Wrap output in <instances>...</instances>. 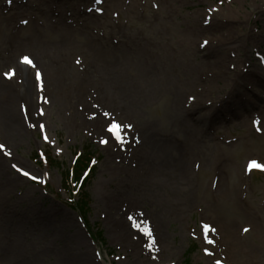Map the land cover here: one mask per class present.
Instances as JSON below:
<instances>
[{"label": "rangeland", "instance_id": "374dc122", "mask_svg": "<svg viewBox=\"0 0 264 264\" xmlns=\"http://www.w3.org/2000/svg\"><path fill=\"white\" fill-rule=\"evenodd\" d=\"M76 3L56 17L46 6L35 49L18 46L33 16L0 48V85H26L15 64L37 83L13 96L18 127L0 132V264H264V168H249L264 165V0ZM58 28L75 46L131 42L134 71L113 81L60 46ZM89 146L81 211L63 176Z\"/></svg>", "mask_w": 264, "mask_h": 264}, {"label": "bare ground", "instance_id": "6f19581e", "mask_svg": "<svg viewBox=\"0 0 264 264\" xmlns=\"http://www.w3.org/2000/svg\"><path fill=\"white\" fill-rule=\"evenodd\" d=\"M80 2V0H78ZM113 1V0H110ZM77 0L75 1H70V0H7L5 2H0V11H2L5 16L0 15V48H5L7 44H10L11 42L8 43V40L10 39V28L11 27H21V21L24 20H17L20 17L22 19H27L25 16H33L35 19L31 21V30L30 34H27V36L22 37L20 40H22L21 43H18L19 49H35L34 47L36 46V42L40 40V36L36 34H42L43 32L48 29L47 26V12L48 5L52 7L51 9V16L56 17L57 12L59 13L60 9L64 7H73L75 8ZM30 5L31 7L27 6ZM50 7V8H51ZM24 8V10H23ZM12 12L9 14L8 12ZM41 12V14H39ZM53 12V13H52ZM4 17V18H3ZM31 18V17H29ZM49 22L52 19L53 22L59 23L61 20V13L58 15L56 19L53 20V18L48 17ZM17 20V21H16ZM37 20H43L42 25L46 27L45 30H42L39 28L38 24H36ZM3 21L5 22H11L3 26ZM16 21L14 24L13 22ZM51 23V22H50ZM54 23V24H55ZM52 24V23H51ZM91 24V23H89ZM89 24H86L87 26ZM85 25V26H86ZM86 26V27H87ZM16 29V28H15ZM13 29L12 32L15 30ZM86 28H84L85 30ZM87 29L84 31L86 32ZM72 28L70 29H61L58 28V33L61 36L59 42L60 46H65L66 48H75L78 47L76 51L82 52L86 57L90 58L94 57L96 61H99L101 63H105L109 68L110 76L113 77V81H119L122 78V75L125 72H128V70H133L134 63L137 62L136 57L140 55V50L139 47L133 45L131 42L124 40L120 47H115L113 46L110 42H107V40L100 39L97 37H94L95 39L91 40V35H87L84 37L83 42H79V45L75 46L73 45L70 41L71 38H74L77 33H73ZM36 33V34H32ZM83 36V35H82ZM19 39V38H17ZM104 46L103 48L101 46ZM28 51V50H26ZM109 52L105 53V56L100 57V52ZM26 55V54H23ZM8 58L10 59V55H7ZM138 58V57H137ZM12 61H14L12 59ZM14 65V64H13ZM136 65V64H135ZM140 70L142 67L138 65ZM16 68V75L14 77L15 80H21L25 81L26 85L23 86L22 88L20 87H15L17 88L14 90V87L12 89V81L9 80H4L3 84L0 85V132L3 135H6L10 130H14L15 128L18 127V115L16 112H14L13 109V96L15 94H21V96L25 99L26 97L29 99L32 94L36 90L37 83L33 80V78H30V72L29 70H24L18 64H15L14 66ZM22 69V70H21ZM14 71V70H13ZM134 71V70H133ZM15 72V71H14ZM17 74H20L17 75ZM139 74V73H138ZM20 77V79H18ZM22 81H20L19 86L22 85ZM42 83H44V77L42 78ZM237 89V87H236ZM233 91V90H232ZM196 96H198L195 100V105L198 106V98L200 96L196 93ZM17 103V102H16ZM196 116H192V119H195ZM7 249L12 252H17L14 247H12L10 244H7ZM4 253L7 254V250H2ZM9 255H14L12 253H8Z\"/></svg>", "mask_w": 264, "mask_h": 264}, {"label": "snow or ice", "instance_id": "6c2138e0", "mask_svg": "<svg viewBox=\"0 0 264 264\" xmlns=\"http://www.w3.org/2000/svg\"><path fill=\"white\" fill-rule=\"evenodd\" d=\"M9 2H10V0H9ZM25 23H26V21H25ZM22 62L25 63V64H29V65L32 64V61L27 56L23 57ZM5 75L10 76L11 74L10 73H5ZM39 78H40V75H39V73H37V79H39ZM254 123H256V122H254ZM117 127L118 126L115 125V124L112 126L113 130H115ZM129 127H130V125H129ZM117 138L119 139V137H117ZM4 147H5L4 145L0 144V150H4ZM13 167L15 168L16 165H13ZM249 168H264V165H260L256 161H251L249 163ZM18 171H19V169H18ZM23 174L25 176H29L28 172H23ZM31 178L34 179V180L37 179V177H31ZM245 231H247V229H245ZM209 242L211 243V241H209Z\"/></svg>", "mask_w": 264, "mask_h": 264}, {"label": "trees", "instance_id": "16d2710c", "mask_svg": "<svg viewBox=\"0 0 264 264\" xmlns=\"http://www.w3.org/2000/svg\"><path fill=\"white\" fill-rule=\"evenodd\" d=\"M87 148V152H85L82 157L78 158L76 161V165L74 168V174H76V177L78 178L79 174L82 172V170L84 168H86L88 166L89 163V156H91L90 149ZM83 197H85V195H83Z\"/></svg>", "mask_w": 264, "mask_h": 264}]
</instances>
